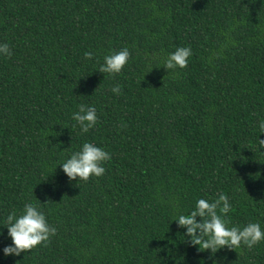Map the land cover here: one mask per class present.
I'll return each mask as SVG.
<instances>
[{"label": "trees", "instance_id": "16d2710c", "mask_svg": "<svg viewBox=\"0 0 264 264\" xmlns=\"http://www.w3.org/2000/svg\"><path fill=\"white\" fill-rule=\"evenodd\" d=\"M0 44V264H264V241L213 255L173 221L223 193L228 227L264 231V0H0ZM124 47L119 74L98 71ZM178 47L187 67L167 73ZM85 142L111 159L69 181ZM27 203L56 235L5 256Z\"/></svg>", "mask_w": 264, "mask_h": 264}, {"label": "clouds", "instance_id": "9594fccd", "mask_svg": "<svg viewBox=\"0 0 264 264\" xmlns=\"http://www.w3.org/2000/svg\"><path fill=\"white\" fill-rule=\"evenodd\" d=\"M0 54L9 57L12 55L7 44H0ZM130 55L127 47L106 55L104 64L98 71L112 76L119 74L130 59ZM191 55L190 47H178L163 62L167 73L175 72L178 68H186ZM92 56L91 52L85 53V59H91ZM111 91L119 95L120 87H113ZM78 107L79 110L73 114L72 119L77 122L82 132L87 133L98 123L96 110L84 104ZM259 129L261 133H264V121L260 122ZM258 145L264 148V140L259 139ZM110 159L108 152L93 143L85 142L81 150L72 153L70 158L61 165L69 181L87 182L92 176H102L105 173L102 165ZM230 210L231 204L228 197L220 193L212 202L199 199L194 211L188 215H179L173 221L178 223L179 228L186 229L184 236L189 238L188 243L198 246L200 251L210 250L213 255L222 248L235 251L245 246L251 249L264 241V231L258 223H248L242 229L235 225L228 227L230 221L225 217ZM197 217L200 218L199 222ZM3 227L7 228V234L12 240V244L3 249L5 256H20L21 253L30 252L39 245L47 246L50 238L57 232V229L48 223L45 214L32 203L25 204L23 213L20 215H17L15 211L11 212Z\"/></svg>", "mask_w": 264, "mask_h": 264}]
</instances>
